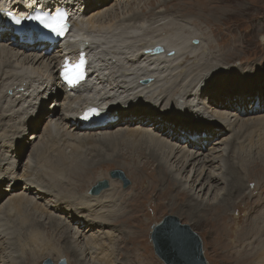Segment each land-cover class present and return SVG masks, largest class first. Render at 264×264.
<instances>
[{
    "label": "bare ground",
    "instance_id": "bare-ground-1",
    "mask_svg": "<svg viewBox=\"0 0 264 264\" xmlns=\"http://www.w3.org/2000/svg\"><path fill=\"white\" fill-rule=\"evenodd\" d=\"M31 3L67 8L73 26L68 42H50L55 48L49 52L52 45L42 37L14 30L12 16ZM152 4L156 8L147 10ZM175 6L178 10L175 0H0V264H11L28 251L15 255L10 245L13 219L7 217L19 218L21 212L40 224L47 221L64 241V249L42 253L39 247L37 259L54 252L58 258L69 255L68 264H117L119 255L126 256L127 264H158L142 240L140 226L124 222L130 202L142 194L139 187H131L116 209V200L123 197L117 185L97 194L82 193L77 201L65 197L36 170L47 145H54L63 157L62 165L46 170L59 180L71 174V163L64 165L69 154L94 151L100 167H126L117 160L121 156L130 162L139 158L140 165L152 158L162 172L149 170L153 179L168 178L203 204L196 222L208 219V209L217 201L225 210L232 198L254 188L245 183V172L238 177L235 173L250 169L249 157L264 159V112L253 115L241 105L250 95L264 102V87L256 95L264 69L229 66L236 58L243 63L230 57L235 50L221 49L218 41L213 44V34L196 28L190 17L174 14ZM76 46L85 47L92 65L87 82L67 92L57 66L62 57L76 52ZM222 53L228 55L227 62L220 60ZM229 84L243 95L225 101L229 95L223 88ZM47 96L52 102L45 101ZM87 104H104L106 117L83 123L80 114ZM28 130L31 133L23 138ZM29 145L33 150L23 163ZM139 183L146 187L143 180ZM135 190L138 196L132 195ZM259 192L253 198L260 199L253 202L254 211L264 209V193L257 197ZM261 219L264 222V212ZM120 226L127 227L126 236ZM211 236L219 241L213 231ZM262 236L264 232L245 243L250 247L256 242L249 252L251 264L264 263ZM31 237L41 240L42 233L36 229ZM121 237L128 238L131 252H126ZM124 246V254L116 252Z\"/></svg>",
    "mask_w": 264,
    "mask_h": 264
},
{
    "label": "rangeland",
    "instance_id": "rangeland-1",
    "mask_svg": "<svg viewBox=\"0 0 264 264\" xmlns=\"http://www.w3.org/2000/svg\"><path fill=\"white\" fill-rule=\"evenodd\" d=\"M190 1H193V3H190ZM175 3L179 7L177 10L175 6L174 9H176L177 12L174 14L178 13L181 18H186L187 16L190 17L191 23L194 24L196 28L202 32L209 33V35L213 34V36H211L213 44L218 41L217 45L221 49L231 46L235 50L234 52L236 53L230 57L232 59L238 57V59H240L241 62L243 61V63L240 65L236 58L228 64L229 66H239L241 68L258 67L259 69H264V0H175ZM146 6L150 5L146 3ZM155 8L156 6L153 5L151 7H147V10ZM223 9L224 12H222ZM140 10H144L143 7H140ZM144 12L146 11L144 10ZM221 17L225 18L222 19ZM221 21L223 22L221 23ZM214 22L218 27L220 25V30L215 29V26L213 25ZM54 48L55 45H52L50 51H53ZM226 57H224L222 53L220 60L227 62L229 59L227 60ZM262 76L263 75L259 76V80ZM262 80L264 81V77ZM260 83L261 84L256 95L261 94V88L264 87V82ZM223 90L229 95L224 96L229 97L224 99L225 101H231L232 98L235 99L237 96L243 95V91H233L230 84L226 89L223 88ZM62 97L63 94L60 93L58 98L62 99ZM45 101L50 103L52 102V98H45ZM241 105L244 106V109H250L253 111V115L264 112L261 109V107L264 106V102L260 101L256 96L255 98H252L251 95L249 98L243 97ZM56 106L57 105L53 101L51 107L54 108ZM30 133V130L26 131L23 138L28 136ZM32 150L33 146L31 145L25 149L23 163L26 160V156L32 153ZM42 152L44 155L39 161L36 170H38V172L42 175L45 174L43 175L46 178L45 181L54 185L61 195L71 197L74 201H77L79 195L82 193L86 192L88 194L90 187L98 181H93L95 176L98 174H102V179L108 180V188L112 185H117L119 191L123 193V197L116 200V205L113 209H116L118 206L123 204L126 197H129V194L126 196V193L130 191L129 189L131 187L135 185L136 187H139L138 190L142 194L138 196L139 193L137 192L136 195H134L136 190L132 193L133 196L138 197L130 202L131 205L126 211L128 214L125 219H127L124 220V222L129 223V221H132L134 225L140 226L142 233L144 232L142 234V236L144 235L142 240L146 241V246L150 256L158 264L164 263L154 253L152 242L150 240V231L152 225L158 222L166 214L176 215L181 222L188 223L192 229L199 234L202 240L204 256L208 264H237V261H242L246 264L252 263V257H250L251 253L249 252L256 247V242L254 244L252 243V246L250 247H247L245 243L248 241L251 243L253 237L264 232V222H262L261 219L264 209L258 208L256 211L253 209V207L256 208V205L253 202L255 201L258 203L260 201V199L256 200L257 198L253 200L257 190L260 191L257 197L260 193H264V159L262 157H255L254 160L252 157H249L251 160L250 163L244 162L242 165L246 163V167L250 165V169L243 171L240 168L235 173L238 177L241 172H245L247 175L245 183H248L247 185H249L250 189L252 186H254V188L249 190L248 193H241L239 197L232 198V200L226 204L227 206H223L225 207V210L221 208V200L217 201V203H214V206L210 207V210L208 209V219L196 222V220L200 219L198 213H202L204 210L203 204L191 200L183 189L174 184L172 180L171 182L168 178L159 180L157 178V180L155 178L153 179V174L150 173V171L155 167V165H157V161H154L152 158L148 160V163L146 161V164L140 165V162L142 161L138 160L139 158L130 162L128 160L129 158L126 156L123 158L121 156L119 158L117 157V160H119V162L123 161L124 164H128L126 167H122L115 163L100 167V164L96 163L99 157L94 155V151L89 152V150H86L85 153L83 152L81 155L77 153L69 154L66 159L68 163H64V165L67 166L71 163V174L67 179L59 180L51 179L49 176L50 173L46 171L52 166L62 165L63 157L58 148L54 145H47L46 149ZM1 157L2 155L0 158ZM115 168L120 169L124 173L125 177L128 179L127 185H124V182L120 179L110 178L109 171ZM155 168L157 173H162L158 171L157 167ZM159 169H162V165L159 166ZM252 174H255L257 178ZM142 180L146 187L139 185V182H142ZM7 218L13 219V221L11 220V226L14 234L12 233L10 239L12 243L10 245L12 250L16 251L15 255H19L25 250L30 251V258L27 255L28 251H25V254L22 257H16L15 262L13 260V263L41 264L45 258H50L53 264H58V261L61 258L55 256L54 254L56 253L54 252L44 254V257L41 259H37L35 256L40 252L39 247L42 253H44V251L46 252L47 250H51L52 248L64 249V241L59 238V235L61 234L60 230L58 232L51 226H48L46 224L47 221L40 224L37 220L31 219V217L24 212L20 213L19 218H11V216H8ZM119 222L117 224H119ZM36 229H39L42 233V239L34 241L31 234ZM116 230L118 231V228ZM126 230V226L125 228L120 226V232L125 231L122 235L126 236ZM212 231L216 235L217 239L219 238L218 242L216 238H212V236L210 237V233H212ZM120 234L119 237L121 236ZM261 238H264V236ZM121 240L126 244V252L129 250L131 252L132 245L129 243L128 238L125 241V239L123 240L121 237ZM121 243L122 242H119V244ZM125 246L122 248H115L116 252L119 251V254H124ZM68 256L69 255H67V257L63 256L65 257L63 259H65L67 264L69 262ZM124 256H118L119 262L127 264L128 262L126 263V256ZM146 260H148V258ZM142 262L147 264V261L145 260ZM136 264L141 263L136 261ZM254 264L264 263L260 260H256Z\"/></svg>",
    "mask_w": 264,
    "mask_h": 264
},
{
    "label": "water",
    "instance_id": "water-1",
    "mask_svg": "<svg viewBox=\"0 0 264 264\" xmlns=\"http://www.w3.org/2000/svg\"><path fill=\"white\" fill-rule=\"evenodd\" d=\"M160 48L158 47L156 51ZM110 178H117L128 184L124 173L118 169L109 171ZM107 179L98 180L93 184L89 193L97 194L107 188ZM154 253L164 264H208L202 248L199 234L188 223H183L173 214L164 215L154 223L150 231ZM41 264H53L50 258H45ZM58 264H66L61 258Z\"/></svg>",
    "mask_w": 264,
    "mask_h": 264
},
{
    "label": "snow or ice",
    "instance_id": "snow-or-ice-1",
    "mask_svg": "<svg viewBox=\"0 0 264 264\" xmlns=\"http://www.w3.org/2000/svg\"><path fill=\"white\" fill-rule=\"evenodd\" d=\"M44 26L48 28L50 32L55 33L58 36H63L66 32L64 17L62 15L52 16L50 21L45 23ZM83 63L84 61L81 59L77 65H73L71 67L65 64L62 75L69 85H73L80 79H83V74L79 71ZM85 118H87V116Z\"/></svg>",
    "mask_w": 264,
    "mask_h": 264
}]
</instances>
